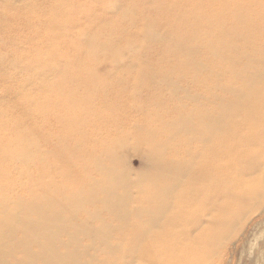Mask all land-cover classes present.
<instances>
[{"label":"bare ground","instance_id":"obj_1","mask_svg":"<svg viewBox=\"0 0 264 264\" xmlns=\"http://www.w3.org/2000/svg\"><path fill=\"white\" fill-rule=\"evenodd\" d=\"M30 1L15 9L8 3L0 19L12 55L32 57L8 72L40 77L25 88L45 99L35 113L27 111L41 122L38 139L20 138L0 155V264H213L262 203L264 211V0H108L107 7V0H91L97 17L86 1L76 7L71 0ZM80 18L101 28L76 30ZM170 44L172 56L147 63ZM189 72L201 75L196 93L184 86ZM125 74L135 75L136 90L151 89L150 100L180 123L170 125L171 134L186 137L183 150L159 145L179 159L141 152L144 166L162 171L148 183L121 167L132 147L127 141L115 145L104 168L92 152L115 139L84 147L75 133L97 96L121 91ZM91 87L97 94L79 104L75 93ZM164 90L168 103L159 97ZM34 100L20 105L27 109ZM186 100L196 118L182 115L191 105ZM4 118L1 139L16 132ZM51 119L59 150L32 169L51 153L45 146ZM138 142L153 149L148 139Z\"/></svg>","mask_w":264,"mask_h":264},{"label":"rangeland","instance_id":"obj_2","mask_svg":"<svg viewBox=\"0 0 264 264\" xmlns=\"http://www.w3.org/2000/svg\"><path fill=\"white\" fill-rule=\"evenodd\" d=\"M20 1L21 0H0V19L5 21L2 13L4 6L9 8V3V5L15 9L22 4ZM71 1L74 7L79 3L86 1L87 4L90 5V11L93 17H97V15L101 13L100 9L91 4V0ZM106 4V7L109 6L108 0ZM22 21L23 18L19 17V26H21L20 23ZM76 26V30L88 29L91 32L99 31L101 28V26L93 28L87 18L78 19ZM128 27L132 33H135L138 30V27H136L135 24L129 25ZM207 37V33L200 36L201 39ZM175 41L177 42L176 39ZM14 49V47L10 48L6 46L5 35L0 33V67L5 69L0 70V114L5 117L4 119L9 126V130L13 129L16 131L14 133L9 132L5 137H2V139L0 137V155L4 151L5 145H11L14 148L20 143V138L28 137L38 139L37 133L41 127V122L37 117H28L27 111L35 113L36 110L40 109L42 100L45 102V99L41 98L34 88H25L27 83L31 84L36 82L38 84L40 77H36L35 75L26 72H8L10 66L12 64L14 65V62H18V66H20L29 63V60L32 58L31 56L20 58L23 61H19L18 57L15 58L14 55H12ZM173 50L171 49V44L166 47L163 46L159 51L151 53L149 56L151 59L147 60V63L157 66V64L161 62L159 57H162L165 54L172 56ZM196 59H199V57H196ZM101 61L106 62L107 60L101 58ZM134 62L138 64L141 63L139 59H134ZM134 76V74H125L127 82L123 85L121 91H112L108 95L101 97V99L97 96L94 104L89 109V112L82 114L85 122L75 128V133L81 138L80 143L84 147L91 144L95 148L97 144H101V140L106 141L111 138L115 139V142L111 147L104 150L98 146L97 150L95 149V152H92L101 156L104 168L111 167L106 156L113 152L115 145L121 141H127L132 147L128 149L125 164H122L121 167L127 172L131 179H134L135 176H141L146 180V183H148L150 178L161 177L162 171H155L150 167L144 166V158H142L141 152L145 155H147L146 153H155L163 159H179L178 157L173 156V152L162 150L159 145L167 143L174 150H183L186 137L179 133L171 134L169 128L170 125L175 127L180 123H175L172 116L166 113V107L158 106L156 101L150 100L152 96L151 89H135ZM200 76L201 75L199 74L194 76V73L192 72L185 75L183 79L185 81L184 86L191 93L199 91L198 86L196 85V79ZM194 80L195 82H193ZM93 94H97V90L94 87H91L88 91L76 92L74 96L79 99V104H81L85 100V97L92 96ZM31 97H35V100L27 109L20 105V103H23L22 101L25 100L26 102V100ZM159 97L168 103L166 90L162 91L161 94H159ZM138 100L141 103L140 107L135 103ZM186 102L191 105H184L182 115L191 114L193 118H196V110L194 111L191 107L193 104L187 100ZM168 106L169 108L174 107V105ZM75 117L76 116H73V118ZM166 125L171 137L168 135ZM46 128L49 140L45 146L51 153L49 156L46 154L44 161L32 168L35 170H38L44 164L50 163L49 161L53 159L59 150L56 146L58 135V126L56 125V122L53 119L49 120ZM29 131L31 132L29 133ZM33 133H36V135H32ZM140 138L148 139L150 145H153V149H150L149 144L145 142L139 144L138 139ZM71 145L74 146V144ZM101 153L103 155H101ZM85 159L86 167H88L89 163L86 157ZM9 164L11 165L12 163ZM56 170L60 169L57 167ZM95 177L97 176L95 175ZM15 193L28 195L30 192L27 190L23 191L21 194L18 190V192L15 191ZM142 196L141 193L136 192V198ZM262 205L263 203L260 204V208L258 207L255 209L249 218L241 224L236 235L232 238L230 237L231 239L225 242V246L220 250V253L217 254L218 256H213V264H264V256L263 259L258 256L259 252L264 248V211H261ZM103 217L106 220H110L105 215H103ZM101 256L103 255L101 254ZM194 262L195 264H203L205 261L202 259H195Z\"/></svg>","mask_w":264,"mask_h":264}]
</instances>
